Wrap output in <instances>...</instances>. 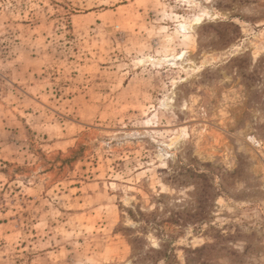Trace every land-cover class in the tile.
Masks as SVG:
<instances>
[{
	"label": "rangeland",
	"instance_id": "1",
	"mask_svg": "<svg viewBox=\"0 0 264 264\" xmlns=\"http://www.w3.org/2000/svg\"><path fill=\"white\" fill-rule=\"evenodd\" d=\"M203 261L264 264V0H0V264Z\"/></svg>",
	"mask_w": 264,
	"mask_h": 264
},
{
	"label": "trees",
	"instance_id": "2",
	"mask_svg": "<svg viewBox=\"0 0 264 264\" xmlns=\"http://www.w3.org/2000/svg\"><path fill=\"white\" fill-rule=\"evenodd\" d=\"M236 61V60H234ZM241 68V67H240ZM257 72V70H256ZM196 162V160H195ZM205 168V171L200 172L199 169L190 167L188 170L192 173L194 177L202 181L201 185L197 190L191 194H195L193 199L196 204L195 208H184L182 211H179L174 214L175 222L177 224H200L203 223L210 216V207L214 202L217 196L228 192L232 186V181L237 175V171H222L223 169L219 166H216L212 163H207L202 165ZM197 171V173H196ZM215 177L220 180L221 185L219 189L215 187L214 181ZM175 181H179L178 176H174ZM219 190V193L215 194V191ZM143 216V214H142ZM210 247L205 246L199 249L192 251L198 255L202 254L209 250ZM154 253H161L155 249L152 250ZM199 264H210L208 262H200Z\"/></svg>",
	"mask_w": 264,
	"mask_h": 264
}]
</instances>
